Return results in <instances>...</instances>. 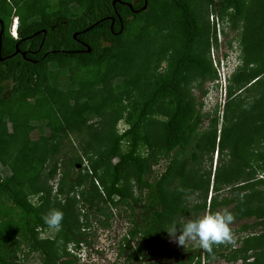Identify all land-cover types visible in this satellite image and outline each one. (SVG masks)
Returning <instances> with one entry per match:
<instances>
[{"label": "trees", "instance_id": "16d2710c", "mask_svg": "<svg viewBox=\"0 0 264 264\" xmlns=\"http://www.w3.org/2000/svg\"><path fill=\"white\" fill-rule=\"evenodd\" d=\"M144 3L0 0V18L12 22L17 17L19 24L16 39L8 34L0 41V58L19 50L0 62V171L5 172L0 175V195L11 202L8 206L0 201V225L11 227L5 237L0 227V264H19L22 245L27 248L23 257L37 252L40 264H76V251L91 243L85 231L98 223L111 227L109 205L129 209L131 215L140 208V221L127 217L133 226L128 235L140 240L137 251L145 260L172 253L161 243L170 238L166 230L185 223L177 220L181 202L174 183L184 185L204 155L211 167L214 152L207 208L210 169L201 180L206 188L201 213L227 205L217 204L212 193L231 185L235 219L253 220L240 226V232L251 234L232 250L227 264H264V27L243 37L242 52H254L252 63L259 69L245 72L252 64L242 58V65L230 73L221 120L217 108L209 132L200 130L203 105L188 87L194 75L197 87L215 81L219 85L218 69L206 53L197 52L208 17H199L195 0H146L142 10ZM202 3L208 16L232 10L233 28L245 17L243 0ZM258 6L264 11L263 1ZM163 62L165 71L157 75ZM124 101L128 128L104 152L111 137L109 124L111 129L115 125L111 110ZM157 113L166 119L159 128L145 131ZM103 123L106 127H99ZM71 136L77 140V152ZM124 140L128 150L120 153ZM223 154L228 157L225 163ZM162 160L164 169L155 175L153 167ZM28 187L37 206L27 199ZM54 209L64 214L61 230L39 238L50 229L43 217ZM123 241L130 248L125 237ZM181 248L188 255L177 264H200L201 255L207 263L225 257L222 246L211 255L198 247ZM128 258L137 261L134 252Z\"/></svg>", "mask_w": 264, "mask_h": 264}, {"label": "rangeland", "instance_id": "374dc122", "mask_svg": "<svg viewBox=\"0 0 264 264\" xmlns=\"http://www.w3.org/2000/svg\"><path fill=\"white\" fill-rule=\"evenodd\" d=\"M264 3V0H261ZM244 2V12L245 17L242 19H238L235 23V28H233L231 14L233 13L232 10L229 12L223 14V15H217L216 13H211L208 16V10L202 3V0H195L196 9L198 11V15L200 18H206L208 17V28H207V34L205 36L203 35L204 39H201L200 45L197 47L198 54L204 56L206 53V56L210 58L212 61L213 67L219 69L221 72V61L224 65V70L226 72V76H229L227 73V70H231L236 64H239V66L242 65L243 60L247 59L250 61L252 65H248L247 71H251L253 69H259L252 63V58H254V52L248 53V51H243L242 49L246 47V42L244 41L243 37L249 36L250 31H253L254 29L264 27V11L260 8L259 3L260 0H243ZM12 23H15V20L12 21ZM255 26V27H254ZM254 27V28H253ZM256 45L258 42L255 43ZM248 50V49H247ZM220 58L221 60H218ZM242 58H244L242 60ZM219 61V64L217 63ZM259 67V66H258ZM166 68V62H163L161 64L160 69L158 70L157 75H161L164 73ZM191 72L196 74V70H191ZM244 72V71H243ZM219 79V78H218ZM198 78L194 77L188 81L189 84V90L192 96H194L197 103H201L202 106V114L204 117L202 118V123L200 126V130H206V131H213V124L210 122L212 118L214 117V111L218 108L219 110V121L221 120L222 115V107L227 102L224 98V89L222 87V90H220V83L217 85V81L206 83L202 85L201 87H197ZM227 83V79H226ZM206 91L205 94L203 92ZM124 106H126L125 101L121 105L115 106L111 110V121H115V125L112 128V125L109 124L110 127V134L111 137H109V142L105 143L102 151H106L109 149V147L112 146L113 138L116 135H120L124 130L128 128V125L124 122ZM170 107H167L168 110ZM161 112H164L163 108H160ZM165 113V112H164ZM166 117L162 116L161 114L157 113L150 117L149 122L146 124L147 128H145V131H153L154 129L159 128V124H161ZM220 123V122H219ZM99 127H106V123L99 124ZM219 129V124L218 127ZM217 129V133H218ZM73 141L76 152L78 151V143L75 137L71 136L70 141ZM68 148V147H67ZM66 150V149H65ZM128 150V143L127 140H124L120 144V153H125ZM144 151V148L141 149V152ZM212 166L209 165L208 156H203L201 159L200 164L193 168L191 171V174L189 176V179L187 180L184 185H182L179 182L174 183V190H176L177 193V199L181 202V207L177 211L178 216L177 220L180 222H186L188 220H194L202 217L204 213H201V208L203 206V194L206 191L204 183H201L202 178H206L207 172L211 171L210 175V187L208 189V197H207V205L208 207V199L211 195V181H212V175L214 172V163H215V152L212 156ZM224 157V163L228 160V157H226L225 154H223ZM83 166H88V161L86 158H82ZM116 159L112 162L115 163ZM253 164L256 165L255 161H253ZM165 161L162 160L160 163L153 167L154 174L161 173L164 169ZM248 169V168H247ZM1 173H4L2 170ZM255 172H253L254 174ZM128 174V173H127ZM257 175V172H256ZM262 175V174H261ZM2 177V175H1ZM240 178V177H239ZM236 179L235 184L240 182V179ZM196 181V184L193 185L191 182ZM96 184L97 181H96ZM130 184L131 187L133 186V181L130 178ZM231 185H228L226 187H223L222 190H220L218 193H212L213 197L217 200L216 203L220 204L221 202L227 203L224 207H221L220 205L217 207V211H229L234 208V202L230 199L233 198V194L229 193V188ZM32 187H28L26 189V196L28 201L37 206V200L36 195L32 194ZM191 190V192H189ZM133 193L136 195L138 191L134 187L132 189ZM229 199L230 201H227L226 199ZM0 201L4 202L6 205L10 206L11 202L7 198L4 197V195H0ZM109 212L112 214V220H111V227L108 229H105L101 227L98 224H95L93 227L91 226L89 229L86 230L88 235V240H91L90 244L88 245V249H85V255L78 257V261L76 264H123L125 262H128V264H177L178 260H185V256L188 255V252L183 251L181 246H178L172 237L168 239H164L162 241V246L166 247L169 250H174L172 253L167 255H162L161 257H150L148 260H145L143 258V254L139 253L137 251L138 243L140 242L139 239L136 241H133L129 239L128 232L132 230V224L127 219L128 215H131V211L129 209H115L114 206L109 205ZM77 211H79L78 208H76ZM135 213L131 215V217L136 219L137 221H140V214L141 210L140 208H135ZM186 211L187 217L182 216V212ZM232 213V212H231ZM81 214V213H80ZM233 214L236 216V211L233 212ZM81 216V215H80ZM91 220H93L94 223V215L93 213L90 214ZM236 218V217H235ZM253 219H243L241 221H238L235 219V222L231 225L234 237H235V244H229V245H221L222 246V254L225 255V257H217L214 261H211L207 263L205 259H203L202 255L200 258V264H227L229 263L228 256L232 253V250L238 249L241 246L242 240L246 238L248 235H250V231H243L240 232V226L243 223L249 224L252 222ZM0 227L2 228V236L5 237L7 235V231L11 230V227L9 224L5 223L4 225L1 224ZM89 231V232H88ZM260 231L257 229V232ZM55 230L48 229L46 232H42L39 235V238H47V237H54ZM255 233V232H254ZM256 234V233H255ZM126 238L130 243V248L126 246L127 244L125 241H123V238ZM19 238V237H18ZM23 243V242H22ZM124 246V248L121 250V248H118V245ZM15 244V242H13ZM91 245L94 246L97 250L94 248H91ZM220 246V247H221ZM7 247V246H6ZM11 247V245H10ZM190 247L197 249V247L193 245H189L186 249H189ZM202 252V250L200 249ZM22 252H27L26 246L21 247V250L18 252V259L20 260L19 264H40L39 255L37 252H29L27 256L23 257ZM132 252L135 253L137 257V261L133 258H128L129 254ZM149 253V251H147ZM120 253V255H119ZM202 254V253H201ZM252 254V252L248 253V256ZM119 255V256H118ZM86 256V258H85ZM118 257V258H117ZM253 259L250 258L249 261L251 262ZM196 262V259L194 260V263ZM242 261H238L237 264H241Z\"/></svg>", "mask_w": 264, "mask_h": 264}, {"label": "clouds", "instance_id": "9594fccd", "mask_svg": "<svg viewBox=\"0 0 264 264\" xmlns=\"http://www.w3.org/2000/svg\"><path fill=\"white\" fill-rule=\"evenodd\" d=\"M13 20H18V18L14 17ZM18 25V22L17 26H15V23H12L10 29V35L14 39L17 38ZM14 28L15 35L13 33ZM218 60L221 59L218 58ZM222 61L221 65L219 64V61H217V63L221 66V72L220 67L218 69V83H220V90H222L223 87L225 97V85L228 76H226L227 74L224 70ZM238 66L239 64H236L231 70H227L228 75H230V73L234 71ZM43 219L48 228L55 230V232H59L62 228L64 214L62 211L54 209L46 214ZM234 222L235 215L227 210L222 212H206L202 217L198 219L186 221L182 227L178 228L175 224H173L166 231L178 246L186 249L189 245H193L211 255L213 254L214 248L216 247H219L221 245L235 244V237L231 228V225ZM178 231L179 235H177ZM91 248H94V246L91 245ZM85 249H88V246H80V248L76 251L78 257L85 255ZM94 249L97 250L96 248Z\"/></svg>", "mask_w": 264, "mask_h": 264}, {"label": "flooded vegetation", "instance_id": "af4514ba", "mask_svg": "<svg viewBox=\"0 0 264 264\" xmlns=\"http://www.w3.org/2000/svg\"><path fill=\"white\" fill-rule=\"evenodd\" d=\"M11 26H12V22H9L8 20L6 19H3V18H0V41H1V38L3 35H10V29H11ZM17 36H18V32H17ZM5 58H9V56H5L3 58H0V62H2ZM5 87L6 89L8 90L7 88V85L5 84ZM6 90V91H7ZM9 91V90H8Z\"/></svg>", "mask_w": 264, "mask_h": 264}, {"label": "water", "instance_id": "95a60500", "mask_svg": "<svg viewBox=\"0 0 264 264\" xmlns=\"http://www.w3.org/2000/svg\"><path fill=\"white\" fill-rule=\"evenodd\" d=\"M144 1H145V3H144V6H143L142 10H145V7H146V0H144ZM114 3H115V2H113V4H114ZM111 29H112V24H111ZM43 33L45 34V31H44ZM37 34H38V32L35 33L34 35H37ZM73 37H74V39H75L76 34H74ZM18 52H19V50L16 49L15 52H14L13 54H11L9 57L14 56V55L17 54ZM87 52H89V49H87ZM22 56H25V53H22Z\"/></svg>", "mask_w": 264, "mask_h": 264}, {"label": "bare ground", "instance_id": "6f19581e", "mask_svg": "<svg viewBox=\"0 0 264 264\" xmlns=\"http://www.w3.org/2000/svg\"><path fill=\"white\" fill-rule=\"evenodd\" d=\"M17 22H18V20H15V26H17ZM14 26V27H15ZM16 28V27H15ZM15 28L13 29V33H14V35H15Z\"/></svg>", "mask_w": 264, "mask_h": 264}]
</instances>
